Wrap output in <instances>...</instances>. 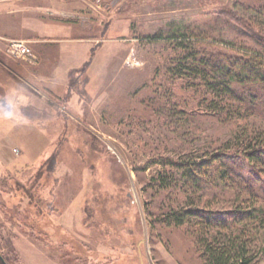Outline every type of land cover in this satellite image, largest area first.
<instances>
[{"label":"rangeland","instance_id":"374dc122","mask_svg":"<svg viewBox=\"0 0 264 264\" xmlns=\"http://www.w3.org/2000/svg\"><path fill=\"white\" fill-rule=\"evenodd\" d=\"M34 24L54 27L50 68L72 65L54 91L19 81L39 66L6 55ZM248 27L264 39V0H0V264H204L213 235L264 264V155L246 160L264 145V102L220 105L168 76L183 33L205 38L206 55L264 53ZM31 180L50 204L44 240L18 217L33 212L18 190ZM190 211L219 225L165 221Z\"/></svg>","mask_w":264,"mask_h":264},{"label":"trees","instance_id":"16d2710c","mask_svg":"<svg viewBox=\"0 0 264 264\" xmlns=\"http://www.w3.org/2000/svg\"><path fill=\"white\" fill-rule=\"evenodd\" d=\"M256 10L260 11V9ZM231 13L233 14V12ZM234 16L239 21L243 19L245 20L244 22L249 24L245 26H253L252 20L248 15L249 18L247 16H242L241 18L237 15ZM251 27H248L250 37L258 43L264 44L262 33ZM181 39L182 41L175 43L176 48L179 49V54L176 55L174 62L170 65L171 69H168V76L174 79H191L192 82L196 83L197 88L204 92L205 96L211 97L220 105L227 102V100L238 101L244 105H249L248 103H250V106L254 107L264 102V53H241L233 50L239 53L241 57L238 55L226 56L222 53L206 55L207 53L204 47L206 45L210 46V44L206 43L205 38H201V40L199 37H195V35L183 33ZM213 49L211 50L212 52H214ZM250 50L252 51V49ZM77 83L78 79L71 77L69 86L77 85ZM219 106L217 105V109L219 110L224 108L223 106ZM262 147L259 149L252 148L253 151L251 153H246L248 155L246 160L249 161L252 158L254 159L252 161L256 159L260 160L261 156L264 155V149ZM52 160L53 158H51V162L47 166L49 174H52L54 170ZM161 178L162 182L160 186L165 185L166 190H170V183H163L165 179L163 177ZM30 182L31 186L21 187L18 184V190L24 192L22 200L24 198L27 199L26 203L32 206L33 212L29 213L30 211H25V208L22 210L18 209V217L24 214L22 224L34 235L42 236L44 240L46 237L51 236H49V233H46V228L43 227L41 221L44 219L48 221L49 217L51 218L50 210L48 209L50 208V204H45L36 195L39 189L38 182L36 180L34 182L31 180ZM18 208L20 207L18 206ZM184 215L188 217L184 216L183 218H179L176 215L172 217L167 216L165 221L179 226L182 224L181 221L193 217L196 218L197 222H200L199 224L205 225L204 231L207 235L210 225L213 227L219 225L217 224L218 222L209 220L206 218L207 216L196 211L186 212ZM235 216L236 219H243L248 217L249 214L241 213L239 215L235 214ZM202 222L206 223L202 224ZM71 243H74V240ZM201 244L203 247L202 258L204 264H252V258L248 256L249 249L239 237L230 238L227 236L221 239L216 235L212 237L206 236L201 241Z\"/></svg>","mask_w":264,"mask_h":264},{"label":"crops","instance_id":"0c3cea01","mask_svg":"<svg viewBox=\"0 0 264 264\" xmlns=\"http://www.w3.org/2000/svg\"><path fill=\"white\" fill-rule=\"evenodd\" d=\"M3 16V15H1ZM33 24V23H32ZM18 27V25H17ZM50 28H54L53 26L51 27H39L37 24H34L32 27V30L30 31L31 33L27 34L26 37H24L23 39L26 41H30L31 42V47L33 48V50L35 51L36 54V61H35V65L37 64V66H39V68H37V74H31V75H26L25 73H23L24 76H22L20 74V72L18 73V80L21 81L22 83L24 82V84L29 85L30 82H27V78L31 79L32 82L38 83V86H40V88H42L43 90H53V88H55V86L60 85L62 83H66L67 82V75H65V72H69L71 70V64L69 65H62L60 67H58V64L54 63V69L50 68L51 67V63H52V55L48 52V51H44V49H46V46L44 44H46L48 42V35L45 36L43 33H45V30H49ZM51 30V29H50ZM16 30H12L10 29V31H8L6 29V40H11L13 38H18V35H16ZM18 33V32H17ZM60 42H62V40H59ZM52 56V57H51ZM38 60V62H37ZM18 67H20L18 65ZM25 71V70H22ZM44 72V73H43ZM25 76L27 77L25 79ZM70 82V78L68 80ZM19 83V82H18ZM46 85V88H44L43 86ZM36 87L35 85L31 84L29 85V87ZM24 88H26L23 85ZM45 96H42V98H44ZM25 98V102H18V105L20 104V109H21V113H22V117L19 118H26V119H31L29 117V115L26 114L25 110L26 108L31 107V105H29V100H30V95H24ZM46 98V97H45ZM40 102H42L41 100H39ZM48 102H46L47 104L50 102V99H47ZM39 104V103H38ZM38 108V107H36Z\"/></svg>","mask_w":264,"mask_h":264},{"label":"built area","instance_id":"2783aa9c","mask_svg":"<svg viewBox=\"0 0 264 264\" xmlns=\"http://www.w3.org/2000/svg\"><path fill=\"white\" fill-rule=\"evenodd\" d=\"M6 55L12 58L24 59L34 63L36 61V54L31 47V43L27 41H12L6 51Z\"/></svg>","mask_w":264,"mask_h":264},{"label":"water","instance_id":"95a60500","mask_svg":"<svg viewBox=\"0 0 264 264\" xmlns=\"http://www.w3.org/2000/svg\"><path fill=\"white\" fill-rule=\"evenodd\" d=\"M0 260H1V255H0Z\"/></svg>","mask_w":264,"mask_h":264},{"label":"flooded vegetation","instance_id":"af4514ba","mask_svg":"<svg viewBox=\"0 0 264 264\" xmlns=\"http://www.w3.org/2000/svg\"><path fill=\"white\" fill-rule=\"evenodd\" d=\"M1 263V262H0ZM6 264V263H5Z\"/></svg>","mask_w":264,"mask_h":264}]
</instances>
